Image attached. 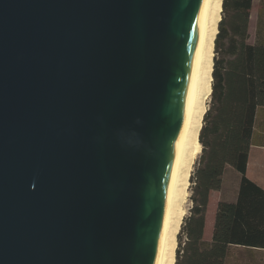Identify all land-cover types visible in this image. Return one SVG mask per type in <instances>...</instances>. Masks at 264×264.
<instances>
[{
	"label": "water",
	"instance_id": "water-1",
	"mask_svg": "<svg viewBox=\"0 0 264 264\" xmlns=\"http://www.w3.org/2000/svg\"><path fill=\"white\" fill-rule=\"evenodd\" d=\"M203 0H0V264H153Z\"/></svg>",
	"mask_w": 264,
	"mask_h": 264
},
{
	"label": "trees",
	"instance_id": "trees-1",
	"mask_svg": "<svg viewBox=\"0 0 264 264\" xmlns=\"http://www.w3.org/2000/svg\"><path fill=\"white\" fill-rule=\"evenodd\" d=\"M221 7L210 104L198 132L201 163L190 177L192 206L173 264H226L230 244L264 245V190L245 176L250 146H264V0H221ZM228 168L240 175L237 197L218 203L212 236L205 240L209 192L220 188Z\"/></svg>",
	"mask_w": 264,
	"mask_h": 264
},
{
	"label": "bare ground",
	"instance_id": "bare-ground-1",
	"mask_svg": "<svg viewBox=\"0 0 264 264\" xmlns=\"http://www.w3.org/2000/svg\"><path fill=\"white\" fill-rule=\"evenodd\" d=\"M220 6L221 0H203L197 53L193 67L189 97L174 145L172 165L162 199L153 264H166L167 259L169 260L167 253L169 247L172 246L169 243H171L170 239L173 228L182 214L178 206L179 200H181V176L184 174V169L188 168L190 159L198 150L193 135L195 136V128L201 112L200 98L203 96H201V92L203 87L205 89L207 88L208 81L211 77L208 47H211L213 41L211 35H215L217 30L216 28H210V25L212 26L214 24V15L220 10ZM213 30L215 31L213 32ZM169 264H173L172 261Z\"/></svg>",
	"mask_w": 264,
	"mask_h": 264
},
{
	"label": "crops",
	"instance_id": "crops-1",
	"mask_svg": "<svg viewBox=\"0 0 264 264\" xmlns=\"http://www.w3.org/2000/svg\"><path fill=\"white\" fill-rule=\"evenodd\" d=\"M245 176L264 190V146H250ZM239 180L240 175L228 168L222 176L220 188L209 192L204 217L203 239L209 240L212 236L218 203L236 200ZM226 264H264V245L232 243Z\"/></svg>",
	"mask_w": 264,
	"mask_h": 264
},
{
	"label": "rangeland",
	"instance_id": "rangeland-1",
	"mask_svg": "<svg viewBox=\"0 0 264 264\" xmlns=\"http://www.w3.org/2000/svg\"><path fill=\"white\" fill-rule=\"evenodd\" d=\"M222 7L220 6V10H218L215 15H214V24L211 26L210 28H216V30H218V22L220 20V18L222 17ZM254 23H255V12L252 14V22H251V28L250 31L252 32L254 29ZM215 30H213L214 32ZM216 34V33H215ZM214 39L215 35H211ZM208 55H209V62H210V73H211V69H212V60H213V56H214V45H213V41L211 44V47H208ZM212 77V76H211ZM209 79L208 84H207V88L205 89L203 87L202 89V94H201V98H200V106H201V112H200V116L198 118V122H197V126H196V130H195V136L193 135V139L196 141V146H197V153L194 154V156L190 159V163L187 169H184V174L183 176H181V182L180 184V199L179 200V208L182 211V214L180 215V217L178 218L174 228H173V232H172V236L170 239L169 245H172L169 247L167 256L169 258V260L167 259L166 264L170 261H172V263L174 262L175 259V252H176V248L178 245V241L181 238V240H183V235H181V237L179 238L178 233L181 227V224L183 222V219L185 217H187L190 213V208L192 206V200H191V195L193 192V182L190 180V177L192 176L193 172L195 171V169L197 168V166L201 163L200 161V155H201V149L202 146L198 141V132L201 128V125L203 123V115L204 112L206 111V109L208 108L209 104H210V84L212 83V79ZM204 90V91H203ZM193 140V141H194ZM182 195V196H181ZM171 259V260H170Z\"/></svg>",
	"mask_w": 264,
	"mask_h": 264
}]
</instances>
